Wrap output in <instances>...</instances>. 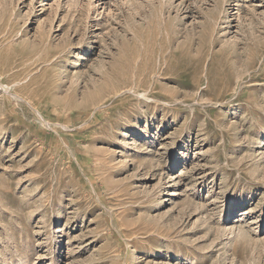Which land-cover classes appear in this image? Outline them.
<instances>
[{
    "label": "rangeland",
    "instance_id": "rangeland-1",
    "mask_svg": "<svg viewBox=\"0 0 264 264\" xmlns=\"http://www.w3.org/2000/svg\"><path fill=\"white\" fill-rule=\"evenodd\" d=\"M0 80V264H264V0H0Z\"/></svg>",
    "mask_w": 264,
    "mask_h": 264
},
{
    "label": "bare ground",
    "instance_id": "bare-ground-1",
    "mask_svg": "<svg viewBox=\"0 0 264 264\" xmlns=\"http://www.w3.org/2000/svg\"><path fill=\"white\" fill-rule=\"evenodd\" d=\"M208 84V83H207ZM0 87H3V88H5L4 87V83L0 80ZM125 91H127V90H125ZM133 95V94H132ZM151 98V97H150Z\"/></svg>",
    "mask_w": 264,
    "mask_h": 264
}]
</instances>
